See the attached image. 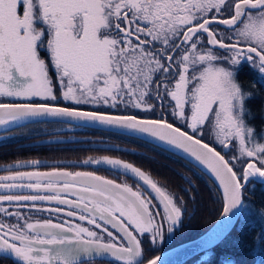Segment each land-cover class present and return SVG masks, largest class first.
Listing matches in <instances>:
<instances>
[{"label": "snow or ice", "instance_id": "snow-or-ice-1", "mask_svg": "<svg viewBox=\"0 0 264 264\" xmlns=\"http://www.w3.org/2000/svg\"><path fill=\"white\" fill-rule=\"evenodd\" d=\"M248 66L261 74V89L239 82ZM261 96L264 0H0V98L24 101L0 102V126L68 118L179 150L222 189V218L208 241L217 247L246 210V186H264V133L256 132L251 108ZM84 163L131 173L135 190L92 171L0 176V189L33 193L0 195L17 209L0 206L15 218L0 219V262L160 264L159 255L145 254L142 238L163 243L165 224L173 233L183 215L176 196L123 160ZM20 208L67 219H33Z\"/></svg>", "mask_w": 264, "mask_h": 264}, {"label": "flooded vegetation", "instance_id": "flooded-vegetation-1", "mask_svg": "<svg viewBox=\"0 0 264 264\" xmlns=\"http://www.w3.org/2000/svg\"><path fill=\"white\" fill-rule=\"evenodd\" d=\"M227 15V14H225ZM221 29L224 26H219ZM258 69H253L251 66L244 67L238 73V80L245 88L261 89V84L257 81L260 78ZM0 102H12L5 98H0ZM35 102H43L36 100ZM61 106H73L83 110H95L92 105H72L69 102L60 100ZM264 107V96H261L251 102V108L255 114L252 123L262 117V108ZM106 111H116L111 109H103ZM141 116L151 115L150 113H140ZM159 115V111H158ZM167 115V114H166ZM171 119V118H170ZM179 124V122H176ZM42 129L37 132L30 131L33 126L30 125L19 128L12 132L0 135V155L8 153L15 157H20L21 153L33 154L31 151L46 152H60L66 151L73 153V156L57 157L54 158L55 162H72L76 165H58L52 168H37L39 171H51L53 168L64 169L67 171H92L97 175L104 176L108 179H115L119 183L127 182L136 188L137 180L123 170H114L110 166L105 164H85L86 160H102L104 157L113 159H120L125 162L133 164V166L140 168L146 174L156 181L160 186L174 194L177 198V203L183 209V215L181 217L180 224L174 226L173 233L167 232V224L164 226L165 241L160 243L159 240L156 244H152L151 239L146 236L143 239V247L145 254L151 258L155 255L170 249L178 244L188 241L198 235H200L205 227L210 226L217 217L221 209V198L216 187L209 180V178L203 174L200 170L193 165L182 160L181 158L168 153L162 149L149 145L143 141L126 137L119 134H113L97 130H70L68 126L61 124H38ZM182 126V125H181ZM42 130V131H41ZM41 131V132H40ZM56 134V135H53ZM49 136H56L59 140L52 142H42L44 144L37 145V142L46 140ZM101 139L103 141H95ZM210 142L211 141H206ZM112 143V144H110ZM102 144H109V146H102ZM119 145V146H118ZM216 146V145H214ZM112 147V148H110ZM125 147V148H123ZM217 150H220L219 146H216ZM76 152H81L78 156H75ZM93 155L90 156V154ZM107 153V154H106ZM108 153H114V156H110ZM8 158V157H7ZM226 158H228L226 156ZM31 161V158L19 159L16 161ZM53 159H51L52 161ZM15 162V161H13ZM234 163V162H233ZM6 164V163H4ZM27 171V170H26ZM28 171H34L28 169ZM190 181V183H189ZM143 190V189H142ZM9 194H33V193H9ZM1 194V195H9ZM248 194L246 192V197ZM155 204L156 201L153 200ZM0 204L10 207L9 211H15L16 204L9 205L8 202H0ZM43 207H55L56 205H49L46 202ZM20 210L24 215H31L33 219L52 218L54 221L67 219L66 216L60 214L51 216L47 212H36L28 208H22ZM32 212V213H31ZM10 223L15 222L14 217H6ZM79 222V221H75ZM85 226L91 227L86 224ZM171 236L172 239H168ZM105 239H107L105 235ZM151 249V250H150ZM0 264H9L8 261H2ZM95 264H104L101 259H97Z\"/></svg>", "mask_w": 264, "mask_h": 264}, {"label": "water", "instance_id": "water-1", "mask_svg": "<svg viewBox=\"0 0 264 264\" xmlns=\"http://www.w3.org/2000/svg\"><path fill=\"white\" fill-rule=\"evenodd\" d=\"M10 101H12V100H10ZM12 102L19 103V102H24V101H12ZM66 102H69V101H66ZM69 103H71V102H69ZM36 124L37 125L38 124H61V125H65V126L70 127L69 129L72 131H75V130H97V131H103V132H108V133H113V134H119V135H123L126 137H131V138L143 141L145 143H148V144H150L154 147H157L159 149H162L168 153H171V154H173V155H175V156H177V157L181 158L182 160L189 163V158H186L183 153L179 152V150H176V149L166 150L165 147L161 146V142L155 141L151 137L145 136L144 138H141V136L143 134L124 135L121 133V131L109 130V126H107V125L88 126L86 122L69 121L68 118L36 117V118H28V119H24V120H19V121L9 123L7 125L0 126V135L12 132L14 130H17V129L25 127V126L36 125ZM95 141H103V140L96 139ZM52 143H56V142H52ZM110 148H112V147H110ZM75 164L76 163H72V162L50 163V162L42 161V162H40L39 165L27 164L25 167L26 168H35V167H44V166H50V165H75ZM195 168H197L198 170L201 171V169L199 167H195ZM202 173L205 174L209 178V180L213 183V185L216 187L217 191L219 192L220 198H221V211H220L217 219L213 222V224L211 226H209V228H207L203 233H201L200 235H198V236H196V237H194L188 241H185L181 244H178V245H176L170 249H167V250L157 254L161 257L160 264H186L187 262H189L190 260H192L196 256L203 254L209 250H212L219 243L218 241L208 243V241L212 237L213 232L215 231L218 223L220 222V220L222 218V215H221L222 214V208H223L222 189H220L218 187V183L215 182L210 175H208L205 172H202ZM127 174L129 176L133 177L131 175V173H127ZM133 178H135V177H133ZM250 184L251 183H249L246 187H248ZM256 184H259V183H256ZM9 193H30V192L27 189L13 190L11 192H9L6 189H0V195L1 194H9ZM245 197H246V192H245ZM240 217L241 216H239L238 218H235L233 220V223L228 225L227 232L231 233L234 230V228L237 225ZM157 255H155V256H157Z\"/></svg>", "mask_w": 264, "mask_h": 264}, {"label": "trees", "instance_id": "trees-1", "mask_svg": "<svg viewBox=\"0 0 264 264\" xmlns=\"http://www.w3.org/2000/svg\"><path fill=\"white\" fill-rule=\"evenodd\" d=\"M27 154L21 153L20 157L13 158L8 153H3L0 155V164L13 162ZM251 185H255L257 188L262 187L259 184L251 183ZM247 194L245 203H253L260 212L259 216L248 215L244 212L225 243L196 256L186 264H225L226 258L231 259L234 264H261V261L264 260V241L260 239L261 234L264 233V194L249 193L248 191ZM216 219L214 218L213 221ZM207 228L209 226L205 227L204 231ZM257 245L260 249L258 253H255Z\"/></svg>", "mask_w": 264, "mask_h": 264}, {"label": "rangeland", "instance_id": "rangeland-1", "mask_svg": "<svg viewBox=\"0 0 264 264\" xmlns=\"http://www.w3.org/2000/svg\"><path fill=\"white\" fill-rule=\"evenodd\" d=\"M262 111H263L261 113L262 117H260V119L256 120L255 123H252L254 125L255 130H256V132L258 134L264 133V107L262 108ZM33 127L34 128L30 129V131L37 132V131H39V129H42V127H40L39 125L33 126ZM53 135H56V134L53 133ZM56 140H59V138L58 137L56 138V136H49L48 138H46V140L43 139V141H40V142H37V143L54 142ZM261 142H264V140H262ZM110 144H112V143H110ZM102 146H109V144H102ZM123 148H125V147H123ZM40 152L41 153L36 152V151H31V153H33V154H27V155H25V157L20 158V159L31 158L32 159L31 161H39V162H42V161L45 162L46 161V162H50V163H55V161H54L55 159L54 158L73 156L74 155L73 153H69V152H66L64 150L60 151V152L59 151L58 152L40 151ZM79 154H82V153L81 152H76L75 156H78ZM108 154L110 156H114V153H108ZM91 155H93V153H91L90 156ZM51 159H53V160L51 161ZM16 160H19V159H16ZM16 160H15V162H6V164H0V176L8 175L10 172H14V171H26V170L28 171V169H32V170L35 171V170H38L37 168H52V167L58 166V165H50V166H44V167L26 168L25 166L27 164H25L23 162H27V161H22V160L16 161ZM233 162L235 163L237 168L242 167V164L239 161H233ZM56 163H59V162H56ZM17 164H20L21 166L20 167H16ZM45 171H48V170H45ZM247 189H248L247 191L249 193H256L257 192V194L259 193L260 195L264 194V186L257 188L255 185H251V186L249 185L247 187ZM0 206L7 207L8 209H10V207L7 206V205L3 206L2 204H0ZM244 207L246 208V210L244 212L247 213L248 215H257V216H259L260 212L258 211V209L256 208V206L253 203H245ZM15 210H17V209L15 208ZM19 210H23V209L20 208ZM31 210H35V209H31ZM0 219L5 220L6 217H4L2 214H0ZM257 247L258 248L256 249L255 253L259 252V249H260L259 245H257Z\"/></svg>", "mask_w": 264, "mask_h": 264}]
</instances>
